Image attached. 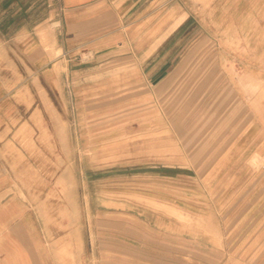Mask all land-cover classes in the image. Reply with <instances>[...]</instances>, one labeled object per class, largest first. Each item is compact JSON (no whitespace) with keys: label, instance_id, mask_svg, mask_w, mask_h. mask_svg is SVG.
Here are the masks:
<instances>
[{"label":"rangeland","instance_id":"374dc122","mask_svg":"<svg viewBox=\"0 0 264 264\" xmlns=\"http://www.w3.org/2000/svg\"><path fill=\"white\" fill-rule=\"evenodd\" d=\"M14 9L0 198L51 264H264V60L221 66L199 28L140 35L107 3Z\"/></svg>","mask_w":264,"mask_h":264},{"label":"crops","instance_id":"0c3cea01","mask_svg":"<svg viewBox=\"0 0 264 264\" xmlns=\"http://www.w3.org/2000/svg\"><path fill=\"white\" fill-rule=\"evenodd\" d=\"M20 1L0 0V17H8L5 13L15 10ZM57 1L61 18L64 13L107 3L115 12L121 10L125 25L139 28L136 33L140 35L179 36L192 33L193 27L199 28V32L218 42L221 66L245 65L246 59L247 65L255 67L264 60V0ZM145 19L153 20L155 24L144 22ZM167 39H163L156 49L163 47ZM232 56L236 58L230 59ZM248 77L259 81L253 75ZM1 201L0 198V264H51L52 255L45 249L44 241L38 239L35 221L20 220L19 203H14V199L11 212L7 213Z\"/></svg>","mask_w":264,"mask_h":264},{"label":"bare ground","instance_id":"6f19581e","mask_svg":"<svg viewBox=\"0 0 264 264\" xmlns=\"http://www.w3.org/2000/svg\"><path fill=\"white\" fill-rule=\"evenodd\" d=\"M237 146V145H236ZM260 164L264 165V157L260 159Z\"/></svg>","mask_w":264,"mask_h":264}]
</instances>
